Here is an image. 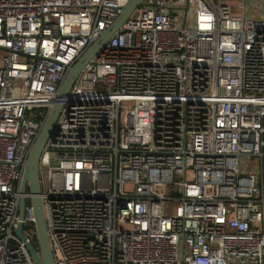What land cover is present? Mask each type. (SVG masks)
I'll use <instances>...</instances> for the list:
<instances>
[{
	"label": "built area",
	"instance_id": "2783aa9c",
	"mask_svg": "<svg viewBox=\"0 0 264 264\" xmlns=\"http://www.w3.org/2000/svg\"><path fill=\"white\" fill-rule=\"evenodd\" d=\"M127 1L0 0V264H33L18 187L56 102L36 195L52 264H264V17L141 0L59 98Z\"/></svg>",
	"mask_w": 264,
	"mask_h": 264
},
{
	"label": "water",
	"instance_id": "95a60500",
	"mask_svg": "<svg viewBox=\"0 0 264 264\" xmlns=\"http://www.w3.org/2000/svg\"><path fill=\"white\" fill-rule=\"evenodd\" d=\"M140 6L141 0H128L127 3L121 7L119 14L111 22V24L99 34L98 38L69 67L57 93L59 98H64L67 96L68 91L70 90L81 69L97 55V53L103 48L106 41L121 27L128 16ZM60 107L61 105L59 103H54L45 117L41 129L25 159L22 176L18 187V192L21 195H23L25 192L34 195V197L30 199V203L33 210L35 239L38 245L39 254L35 252L31 245L26 246L33 264H52L49 243L42 216L41 203L36 196L39 193L37 167L40 152L53 129L54 122L60 111ZM24 204V198L21 196L18 201V217L20 220L23 216ZM20 229L21 224L19 223L17 229L15 230V234L19 238Z\"/></svg>",
	"mask_w": 264,
	"mask_h": 264
},
{
	"label": "crops",
	"instance_id": "0c3cea01",
	"mask_svg": "<svg viewBox=\"0 0 264 264\" xmlns=\"http://www.w3.org/2000/svg\"><path fill=\"white\" fill-rule=\"evenodd\" d=\"M260 1H258L257 0V2H256V4L255 5H253L252 4V2H251V4H252V8H251V10H249V11H245L244 10V15L245 16H253L254 18H261V17H264V11H262V9H261V6H260ZM245 4V3H244Z\"/></svg>",
	"mask_w": 264,
	"mask_h": 264
},
{
	"label": "rangeland",
	"instance_id": "374dc122",
	"mask_svg": "<svg viewBox=\"0 0 264 264\" xmlns=\"http://www.w3.org/2000/svg\"><path fill=\"white\" fill-rule=\"evenodd\" d=\"M251 2H252L253 5H255L256 2H257V0H246V2H245V4H244V9H245L246 12L249 11V10H251V8H252V7H250V3H251ZM189 14H190V9H189V11H188V18H187V20H186L185 25H187V24L189 23V16H190ZM180 21H181V18H180V20H179V23H180ZM185 179H186V180H189V174H187V175L185 176ZM179 180H181V179H179ZM166 203H167V202H166ZM170 206L173 207V206H174V203H171Z\"/></svg>",
	"mask_w": 264,
	"mask_h": 264
},
{
	"label": "trees",
	"instance_id": "16d2710c",
	"mask_svg": "<svg viewBox=\"0 0 264 264\" xmlns=\"http://www.w3.org/2000/svg\"><path fill=\"white\" fill-rule=\"evenodd\" d=\"M33 248H34L35 252H36L37 254H39L38 245H37L36 243L33 245Z\"/></svg>",
	"mask_w": 264,
	"mask_h": 264
}]
</instances>
